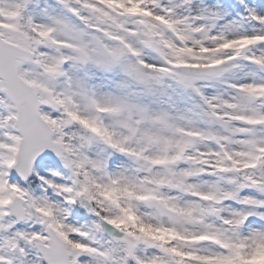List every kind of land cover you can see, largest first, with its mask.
I'll return each mask as SVG.
<instances>
[{
    "label": "snow or ice",
    "instance_id": "obj_1",
    "mask_svg": "<svg viewBox=\"0 0 264 264\" xmlns=\"http://www.w3.org/2000/svg\"><path fill=\"white\" fill-rule=\"evenodd\" d=\"M0 264H264V0H0Z\"/></svg>",
    "mask_w": 264,
    "mask_h": 264
}]
</instances>
